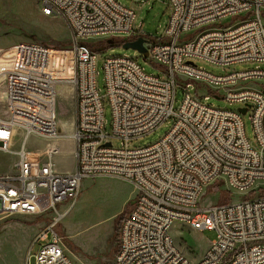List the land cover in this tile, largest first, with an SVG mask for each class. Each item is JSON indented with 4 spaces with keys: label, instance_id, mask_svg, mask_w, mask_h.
Instances as JSON below:
<instances>
[{
    "label": "built area",
    "instance_id": "built-area-1",
    "mask_svg": "<svg viewBox=\"0 0 264 264\" xmlns=\"http://www.w3.org/2000/svg\"><path fill=\"white\" fill-rule=\"evenodd\" d=\"M39 2L44 14L66 22L69 48L21 41L0 49L7 114L0 116V150L13 152L14 134L23 132L21 148L13 152L16 172L0 175V219L52 215L33 239L39 243L35 264H74L56 228L79 197L82 180L103 176L124 179L137 189L121 223L115 264H264V192L257 191L264 187L256 186L264 180V86H248L264 79V0H169L172 13L165 33L146 47L147 57L167 76L145 72L131 56L111 55L104 62L105 95L98 88L97 52L89 40L137 38L135 10L116 0ZM230 16L240 19L223 25ZM58 51L65 54L53 60ZM196 60L224 67L246 61L259 65L214 75ZM190 81L248 106L258 147L246 137L239 108L199 101L189 90ZM64 83L72 86L76 104L72 138L77 164L71 172L60 171L54 160L60 151L55 143L60 135L57 100ZM178 86L184 98L175 110ZM105 100L112 109L111 131ZM169 118L173 126L160 140L130 146ZM32 137L48 140L44 152L27 148ZM214 185L244 198L201 206L202 193ZM63 203L68 206L61 211ZM174 223L216 232L199 260L189 259L176 245Z\"/></svg>",
    "mask_w": 264,
    "mask_h": 264
},
{
    "label": "rangeland",
    "instance_id": "rangeland-1",
    "mask_svg": "<svg viewBox=\"0 0 264 264\" xmlns=\"http://www.w3.org/2000/svg\"><path fill=\"white\" fill-rule=\"evenodd\" d=\"M123 6L132 8L136 12L134 29L138 33L137 39L143 41L144 46L149 45V40L164 35L172 13L169 0H116ZM262 15L264 17V8ZM239 17L230 16L222 20L226 25ZM194 31L189 32L193 34ZM21 41H39L52 49L69 48L71 44V32L66 22L59 15H46L42 11L39 0H0V47H8ZM103 42L97 49L96 66L98 70L97 84L102 95L107 93L104 62L108 56L128 55L135 58L145 72L161 77L167 74L163 68L151 58L144 56L133 47H125L127 42L117 37H91L89 43ZM93 47V46H92ZM65 52V51H64ZM62 51L55 53L56 57L65 54ZM56 58V60H58ZM53 60H55L53 58ZM207 72L214 75H224L232 71H245L258 66L257 62L246 61L231 66H219L205 61L196 60ZM191 82L189 90L199 101L213 107L237 110L242 103L230 102L218 97L214 90L201 84L199 81ZM248 86L262 88L264 79L249 82ZM4 84L0 81V116L6 118L4 101ZM208 96V98H206ZM184 98V90L177 87L174 100V109H179ZM251 109L244 116L246 137L254 147H258L255 131L251 119ZM57 113L59 132L73 133L76 120L75 93L71 85L64 83L60 89L57 100ZM104 116L106 128H112V109L108 100L104 101ZM69 123L67 128L60 129L61 121ZM174 123L173 118L165 120L152 132L139 136L132 140L131 147H141L157 142L170 131ZM59 133V134H60ZM23 132H15L11 150L18 151L21 148ZM66 145L61 146V151L54 156V160L60 169L77 164L75 157L76 143L73 138L64 139ZM44 145V140L30 139L27 148ZM114 145L119 141L114 139ZM13 152L0 150V175L16 172L17 155ZM130 182L113 177L103 176L96 178H84L81 184V192L77 203L71 207L66 215L58 223L56 231L63 238V242L74 264H115V256L119 244V235L123 218L129 213L136 195L130 198L132 185ZM257 187H264V180H259ZM219 188V189H218ZM218 189V190H217ZM264 192V188L257 190ZM226 186H211L202 193L199 202L201 206H210L219 202L239 201L244 194L233 191L231 196L226 194ZM68 204L60 205V210H65ZM51 214L32 215L20 214L0 219V264H35V254L39 243L33 244L36 234L48 223ZM111 228V229H110ZM110 230V231H109ZM112 230V231H111ZM106 234H101V232ZM94 234H100L101 239H93ZM171 234L176 245L182 249L187 257L193 261L199 260L211 242L216 238L213 230H197L182 223H174ZM70 242L71 245L68 244ZM27 258V260H26Z\"/></svg>",
    "mask_w": 264,
    "mask_h": 264
},
{
    "label": "crops",
    "instance_id": "crops-1",
    "mask_svg": "<svg viewBox=\"0 0 264 264\" xmlns=\"http://www.w3.org/2000/svg\"><path fill=\"white\" fill-rule=\"evenodd\" d=\"M2 48H5V47H0V49H2ZM57 56V55H56ZM55 57V56H54ZM63 126H65V127H67V128H70L69 126V123L68 122H66L65 120H63V121H61V123H60V129H63ZM18 131V130H17ZM67 136H70V137H68L69 139L70 138H72V133L68 130V133H60V135H59V137H58V139L56 140V144L60 147V151L62 150L61 149V146H65L66 145V143L64 142V140H63V138L65 139H67ZM32 139H35V140H44V145L43 146H39V147H34V148H30L31 150H39V151H41V152H44L45 151V149H46V147H47V143H48V140H46V139H43V138H37V137H32ZM59 151V152H60ZM58 152V153H59ZM57 153V154H58ZM57 167H58V169L60 170V171H62V172H71V171H73V170H75V168H76V166H75V164H72L71 165V167H68V168H62V169H60L59 168V166L57 165ZM131 185H132V190H131V194H130V198L132 197V196H134V195H137V189H136V187L132 184V183H130ZM130 185V186H131ZM78 200V199H77ZM77 200L75 201V203H74V205L77 203ZM18 215H20V214H18ZM111 229V228H110ZM110 231V230H109ZM112 231V230H111ZM101 234H106V233H104V231L103 232H101ZM94 237H95V239H101L102 237H101V235L100 234H94V236H93V239H94ZM117 251H118V249H117ZM117 254V253H116ZM26 260H27V258H26ZM26 264H27V261H26Z\"/></svg>",
    "mask_w": 264,
    "mask_h": 264
},
{
    "label": "water",
    "instance_id": "water-1",
    "mask_svg": "<svg viewBox=\"0 0 264 264\" xmlns=\"http://www.w3.org/2000/svg\"><path fill=\"white\" fill-rule=\"evenodd\" d=\"M139 38V37H138ZM125 47H133L137 50H139L144 56H148V50L146 48V46H144L143 44V41H141L140 39L136 40V41H127L124 43ZM239 110L242 112V113H246L247 110H248V106L247 107H242V108H239ZM110 143H108L109 145Z\"/></svg>",
    "mask_w": 264,
    "mask_h": 264
},
{
    "label": "trees",
    "instance_id": "trees-1",
    "mask_svg": "<svg viewBox=\"0 0 264 264\" xmlns=\"http://www.w3.org/2000/svg\"><path fill=\"white\" fill-rule=\"evenodd\" d=\"M102 43L103 42H101V41L98 43H91V46H93V48L97 50V49L101 48ZM68 244L71 245L70 242H68Z\"/></svg>",
    "mask_w": 264,
    "mask_h": 264
},
{
    "label": "bare ground",
    "instance_id": "bare-ground-1",
    "mask_svg": "<svg viewBox=\"0 0 264 264\" xmlns=\"http://www.w3.org/2000/svg\"><path fill=\"white\" fill-rule=\"evenodd\" d=\"M55 55H56V54L54 53L52 59L54 58V59L56 60V58H58V57H56ZM54 56H55V57H54ZM0 98H3V94L0 95ZM73 131H74V130H73ZM68 137H70V136H67V139L69 140Z\"/></svg>",
    "mask_w": 264,
    "mask_h": 264
}]
</instances>
